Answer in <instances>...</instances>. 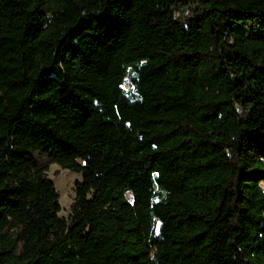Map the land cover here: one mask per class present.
I'll return each mask as SVG.
<instances>
[{"label":"trees","instance_id":"obj_1","mask_svg":"<svg viewBox=\"0 0 264 264\" xmlns=\"http://www.w3.org/2000/svg\"><path fill=\"white\" fill-rule=\"evenodd\" d=\"M0 264H264V0H0Z\"/></svg>","mask_w":264,"mask_h":264},{"label":"rangeland","instance_id":"obj_2","mask_svg":"<svg viewBox=\"0 0 264 264\" xmlns=\"http://www.w3.org/2000/svg\"><path fill=\"white\" fill-rule=\"evenodd\" d=\"M122 87L127 88V83L124 82ZM96 131L100 134L103 133L100 127H97ZM105 133L114 138L117 136L115 130L114 132L107 130ZM62 154L63 156H68L67 152H63ZM79 163L81 162L79 161ZM85 168V172L82 173L61 168L53 162L49 163L47 174L53 180L59 194L58 201L61 207L59 215L67 217L69 214L70 205L74 198V182L76 180L83 182L84 186L89 190H92L97 182L110 181V178H104L108 176H105L103 172L100 173L99 169L94 165V158H91L90 165L86 164ZM144 191L145 193H149V189H145Z\"/></svg>","mask_w":264,"mask_h":264},{"label":"built area","instance_id":"obj_3","mask_svg":"<svg viewBox=\"0 0 264 264\" xmlns=\"http://www.w3.org/2000/svg\"><path fill=\"white\" fill-rule=\"evenodd\" d=\"M129 199H132V198H129Z\"/></svg>","mask_w":264,"mask_h":264}]
</instances>
